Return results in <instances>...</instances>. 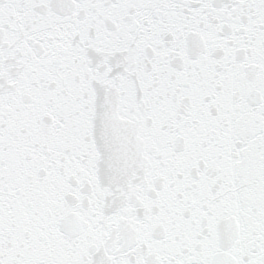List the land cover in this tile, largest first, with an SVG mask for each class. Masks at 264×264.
<instances>
[{
    "label": "snow or ice",
    "instance_id": "1",
    "mask_svg": "<svg viewBox=\"0 0 264 264\" xmlns=\"http://www.w3.org/2000/svg\"><path fill=\"white\" fill-rule=\"evenodd\" d=\"M0 264H264V0H0Z\"/></svg>",
    "mask_w": 264,
    "mask_h": 264
}]
</instances>
